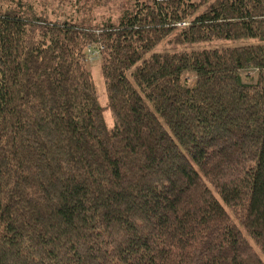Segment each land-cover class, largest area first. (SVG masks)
Instances as JSON below:
<instances>
[{"label":"trees","instance_id":"16d2710c","mask_svg":"<svg viewBox=\"0 0 264 264\" xmlns=\"http://www.w3.org/2000/svg\"><path fill=\"white\" fill-rule=\"evenodd\" d=\"M262 255L264 0H0V264Z\"/></svg>","mask_w":264,"mask_h":264},{"label":"rangeland","instance_id":"374dc122","mask_svg":"<svg viewBox=\"0 0 264 264\" xmlns=\"http://www.w3.org/2000/svg\"><path fill=\"white\" fill-rule=\"evenodd\" d=\"M109 9L110 13L115 14V10L119 11V4H113L110 3V7L107 8ZM98 13V11H97ZM96 13V14H97ZM104 13V11H100L99 15ZM178 34V31L176 34L172 35L169 40H167L165 43L161 44L159 47L155 49V52H182V51H195V50H203V49H222V48H227V47H235V46H240V45H245V44H254L256 43L255 40H216L213 42L209 43H199V44H194V43H183V44H178L173 41V38L175 35ZM172 41V42H170ZM90 65L89 69L93 75L94 83L96 86L98 98L101 107L104 110V117L106 124L108 128H112L114 126V120L113 117L108 109V100H107V95L105 92V85H104V78L102 75L101 71V63H100V58L98 54H93L91 53L90 57ZM262 258L264 259V256L262 255Z\"/></svg>","mask_w":264,"mask_h":264},{"label":"built area","instance_id":"2783aa9c","mask_svg":"<svg viewBox=\"0 0 264 264\" xmlns=\"http://www.w3.org/2000/svg\"><path fill=\"white\" fill-rule=\"evenodd\" d=\"M183 26H187V24H184ZM183 26H182V27H183ZM90 60H91V59H90Z\"/></svg>","mask_w":264,"mask_h":264}]
</instances>
